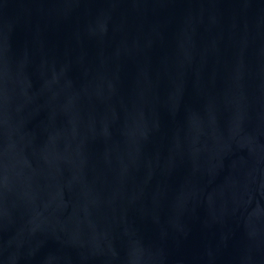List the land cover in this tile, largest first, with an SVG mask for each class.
I'll return each instance as SVG.
<instances>
[{
	"label": "water",
	"instance_id": "1",
	"mask_svg": "<svg viewBox=\"0 0 264 264\" xmlns=\"http://www.w3.org/2000/svg\"><path fill=\"white\" fill-rule=\"evenodd\" d=\"M0 264H264V0H0Z\"/></svg>",
	"mask_w": 264,
	"mask_h": 264
}]
</instances>
